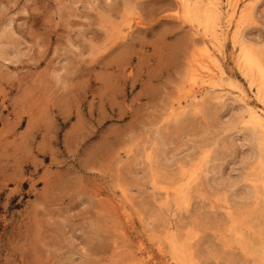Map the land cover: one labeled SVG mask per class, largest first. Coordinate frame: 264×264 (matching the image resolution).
Returning a JSON list of instances; mask_svg holds the SVG:
<instances>
[{
	"label": "rangeland",
	"instance_id": "374dc122",
	"mask_svg": "<svg viewBox=\"0 0 264 264\" xmlns=\"http://www.w3.org/2000/svg\"><path fill=\"white\" fill-rule=\"evenodd\" d=\"M236 1L264 48V0H219L223 16ZM184 14L182 0H0V264H264L263 149L241 112L264 100L236 23L219 91L190 81L212 66Z\"/></svg>",
	"mask_w": 264,
	"mask_h": 264
},
{
	"label": "bare ground",
	"instance_id": "6f19581e",
	"mask_svg": "<svg viewBox=\"0 0 264 264\" xmlns=\"http://www.w3.org/2000/svg\"><path fill=\"white\" fill-rule=\"evenodd\" d=\"M238 5H239L238 1H236L235 3H230L226 15L223 16L222 6L219 3V0H182V6L186 16H188L192 20L197 21L199 25L202 26L204 29L205 34L202 40L203 43L202 49H204L203 52L205 51L206 53L203 52L202 53L205 55L207 54L206 57L208 58L212 66L211 68L207 64L205 65L204 63H202V60L199 59L196 62V64H194V66L192 67L193 71L191 74V80L190 79L189 80L193 83H196V85H198L199 83V86L203 89L202 92L219 91L220 82L227 77V72L224 69V66L220 60L221 58L219 57L222 51L220 47V42L222 40V36L228 34L229 31L232 30L231 27L236 23L234 25L235 30L233 29L234 33L232 34V40L234 43L239 44V55H238L239 63L238 62L237 63L240 65L245 76L251 81V85L254 84L256 86L257 88L256 94L258 99L261 100L262 98L264 100V48L260 47V43L255 44V43L247 42L244 36H242V33L244 32L243 28L245 27V23L249 19L251 10L249 9L250 6L248 5L246 8L242 9L239 12ZM199 45L201 44L199 43ZM227 79L229 80V78ZM198 98L199 96L196 93L192 95V105L197 104ZM241 112H242V117H244L245 113H248V117L246 118L247 121L245 122H247V124L253 125L254 133H256L257 138L260 139V142L258 143L260 145L259 147L263 149V152H261L259 156L260 158L264 159V109L262 108L260 109L259 107H255V106L254 107L245 106V108ZM260 173L261 171L256 174L257 180L261 179ZM185 189L184 187H182L177 190L178 193L177 195L179 196L176 198H177V202L180 204L185 202V193H186ZM256 194L259 195L260 198L262 197L264 201V186L262 188H257ZM261 214H264V202L262 205ZM263 233H264V227L262 228L261 231V234ZM252 251L253 252L256 251V253L258 254L257 251L259 250L256 249L255 251L254 250ZM262 261H264V255Z\"/></svg>",
	"mask_w": 264,
	"mask_h": 264
}]
</instances>
